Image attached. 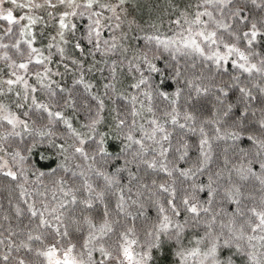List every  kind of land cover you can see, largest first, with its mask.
<instances>
[{
  "label": "snow or ice",
  "instance_id": "6c2138e0",
  "mask_svg": "<svg viewBox=\"0 0 264 264\" xmlns=\"http://www.w3.org/2000/svg\"><path fill=\"white\" fill-rule=\"evenodd\" d=\"M0 20V264H264V0Z\"/></svg>",
  "mask_w": 264,
  "mask_h": 264
},
{
  "label": "trees",
  "instance_id": "16d2710c",
  "mask_svg": "<svg viewBox=\"0 0 264 264\" xmlns=\"http://www.w3.org/2000/svg\"><path fill=\"white\" fill-rule=\"evenodd\" d=\"M130 2L134 3L135 0L130 1ZM165 2H166V0H141V3H144L146 6L149 5V4H152V3H156V4H159V5H164ZM164 19H165V28H167V27H169V25L167 24V16H165ZM4 23H5L4 21L0 20V24H4ZM173 27H174V26H173ZM38 28H39V26H38ZM0 31H2V29H0ZM49 31H51V29H49ZM47 35H48V32H45V33H44V36L46 37ZM45 42H46L45 39L42 38V37L38 34V36H37V41H36V45H37V46H40L42 43H45ZM24 46H25V45H24L23 42H22V47H24ZM0 51H3V50H0ZM2 64H3V62L0 61V67H2ZM0 74H3V73H0ZM168 84H172V82L169 81ZM173 88H174V85L172 86V88H167V90L171 91V90H173ZM46 147H47V145L40 146V147L36 150V152L34 153V155H33V160H34L35 162L40 163L41 165H43L44 163H46V161H41V160H40V155H39V153H40V152H43L44 149H45ZM52 166L54 167L55 165L53 164ZM4 182H5V181H4V178H3L2 176H0V185H2ZM5 195H6V193H4L3 190H2V188H0V198H3ZM3 202H4L5 206H7V201L4 200Z\"/></svg>",
  "mask_w": 264,
  "mask_h": 264
},
{
  "label": "rangeland",
  "instance_id": "374dc122",
  "mask_svg": "<svg viewBox=\"0 0 264 264\" xmlns=\"http://www.w3.org/2000/svg\"><path fill=\"white\" fill-rule=\"evenodd\" d=\"M130 1H133V0H130Z\"/></svg>",
  "mask_w": 264,
  "mask_h": 264
}]
</instances>
